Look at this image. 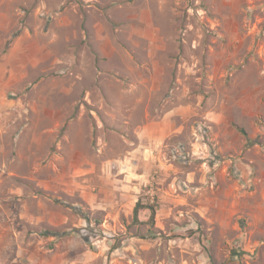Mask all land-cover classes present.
Returning a JSON list of instances; mask_svg holds the SVG:
<instances>
[{"label":"rangeland","instance_id":"rangeland-1","mask_svg":"<svg viewBox=\"0 0 264 264\" xmlns=\"http://www.w3.org/2000/svg\"><path fill=\"white\" fill-rule=\"evenodd\" d=\"M0 264H264V0H0Z\"/></svg>","mask_w":264,"mask_h":264},{"label":"trees","instance_id":"trees-1","mask_svg":"<svg viewBox=\"0 0 264 264\" xmlns=\"http://www.w3.org/2000/svg\"><path fill=\"white\" fill-rule=\"evenodd\" d=\"M240 131L243 135H245L247 137V142L249 145L258 143L257 140H252V139L248 138V133L246 132L245 129H240ZM142 208L150 211V222L153 225L155 222L156 214H157V206L155 204H150V203H148V204L138 203L137 206L135 207V210H134V216H135L136 220L139 219V212Z\"/></svg>","mask_w":264,"mask_h":264}]
</instances>
